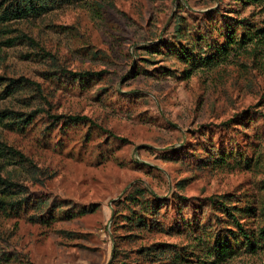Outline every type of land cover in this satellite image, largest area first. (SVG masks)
<instances>
[{"label":"rangeland","instance_id":"obj_1","mask_svg":"<svg viewBox=\"0 0 264 264\" xmlns=\"http://www.w3.org/2000/svg\"><path fill=\"white\" fill-rule=\"evenodd\" d=\"M258 28L264 0H48L0 21V178L24 190L0 195L28 199L0 208L3 249L33 264H216L222 240L236 253L218 264H264ZM248 31L226 59L212 55ZM208 54L218 62L203 65Z\"/></svg>","mask_w":264,"mask_h":264},{"label":"trees","instance_id":"obj_2","mask_svg":"<svg viewBox=\"0 0 264 264\" xmlns=\"http://www.w3.org/2000/svg\"><path fill=\"white\" fill-rule=\"evenodd\" d=\"M47 1L48 0H2L0 1V21L11 19L12 17L22 18L30 14H38L40 11H42V9L47 8ZM254 1H258V0H254ZM5 2H8V7L4 9L3 5L5 4ZM226 17L230 19L228 15ZM249 33H250L249 31L246 32L245 34L246 37L244 39L243 38L236 39L234 38V34L232 36L225 35L226 39L228 37L227 42L214 46L212 48V55L214 56L216 55V57H221L218 59H226L229 56L233 47H235L234 45L240 46L241 44H245L253 39L252 36H248ZM228 34H230V32ZM254 35H256V37L260 36L259 39H264V28L256 29L254 32ZM212 55L208 54L204 56V58H202L203 65L211 66L218 62L216 59L213 58L214 56ZM190 74L191 72H189V74H187L186 77H189ZM100 75H101L100 72L86 71V72L80 73L79 78H86L88 76L92 77V76H100ZM14 84H16L15 80H11L8 86L11 87ZM31 116H32L31 114H26V117L24 118L23 123H29ZM64 117H66L68 121H73V122L84 121V120L91 121L90 118L84 115H70L69 114ZM8 149L10 151H14L10 147H8ZM22 191L24 190L21 184H18L16 182H13L5 178H0V194L8 195V193H22ZM144 192H147V190H143L141 194H143ZM149 194L151 195L152 199L156 201L157 203L165 202L164 199L159 198L158 196H155L153 198V195L151 194V192H149ZM221 198H224V197H221ZM27 200L28 199L26 198L22 203V202H19L18 200H8L7 198H4V196L0 195V208L4 209V211L8 214H11L10 211H15L16 213L20 205L27 203ZM207 200L209 201V203L207 204L212 207L213 206L216 207L217 204H220L223 207L222 208L223 211L232 217L237 228L239 229V231L242 232L244 241L248 245V247H250L253 250H256L258 247H260L259 244H256L252 240V237L249 235L248 231L244 228L242 223L238 220V216L234 212H232L231 206L227 205L225 201L221 199H217L216 196H210L209 198H207ZM99 205H100L99 203H94L91 206H84L80 210H78L75 214H71V215L80 216V215H85L87 213L95 212L99 208ZM69 209L70 208H68V211H71ZM138 221L139 222L142 221L141 217L138 218ZM259 232H260L259 233L260 239L264 242V226L260 229ZM6 242H7L6 240H3V238L0 237V262L9 261L10 258L12 257H19V258L26 257V260L28 262L27 264H33V262L29 259L28 254L25 252L23 253V251L3 249L1 245L6 244ZM117 251H118L117 244H114L112 259L115 258ZM210 251H211V255L214 256L215 258L214 261L216 264L226 260V258L231 257L236 253V251L226 241H222V240H218L216 244L211 247Z\"/></svg>","mask_w":264,"mask_h":264}]
</instances>
